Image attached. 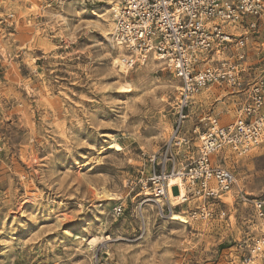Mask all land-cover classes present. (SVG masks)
<instances>
[{
  "label": "rangeland",
  "instance_id": "rangeland-1",
  "mask_svg": "<svg viewBox=\"0 0 264 264\" xmlns=\"http://www.w3.org/2000/svg\"><path fill=\"white\" fill-rule=\"evenodd\" d=\"M120 1L0 0V264H248L261 235L251 201L264 195V142L220 161L236 185L213 219H193L192 200L173 205L188 224L169 220L170 201L143 182L148 156L172 134L179 82L154 58L121 69L110 26ZM260 25L247 83L264 76ZM247 88L200 96L185 122L191 151L203 118L238 120Z\"/></svg>",
  "mask_w": 264,
  "mask_h": 264
},
{
  "label": "built area",
  "instance_id": "built-area-1",
  "mask_svg": "<svg viewBox=\"0 0 264 264\" xmlns=\"http://www.w3.org/2000/svg\"><path fill=\"white\" fill-rule=\"evenodd\" d=\"M114 14V39L124 52L119 66L133 69L155 58L179 82L172 134L158 153L148 156L150 174L143 187L166 199L170 180L178 176L185 191L181 204L200 200L191 217L213 219L221 198L236 185L235 176L220 161L229 153L250 154L264 142V76L251 83L243 77L249 42L264 18V0H121ZM215 86L237 92L248 86L239 118L226 124L219 115L203 118L208 126L191 151L185 122L196 98ZM174 190L180 193V186ZM251 204L261 235L249 246L248 264L264 257V195ZM173 208L170 202L169 213Z\"/></svg>",
  "mask_w": 264,
  "mask_h": 264
},
{
  "label": "bare ground",
  "instance_id": "bare-ground-1",
  "mask_svg": "<svg viewBox=\"0 0 264 264\" xmlns=\"http://www.w3.org/2000/svg\"><path fill=\"white\" fill-rule=\"evenodd\" d=\"M118 8L116 7V6H114V12L117 10ZM114 18H115V14H114ZM114 22V23H113ZM110 21V26H112L113 25V29L111 28V30H113V33L112 34H114V32H115V27H116V24H115V19H114V21ZM111 34V35H112ZM113 42L115 43V45L116 46H118V44L116 43V40L114 39V35H113ZM119 49H121V50H123V48L121 47V46H119ZM155 59V58H154ZM157 61H158V59H156ZM161 62V61H160ZM122 70H126V67L124 66V65H122V68H121ZM127 88V87H126ZM129 88V87H128ZM122 91V90H121ZM199 97V96H198ZM197 97V98H198ZM197 98H196V101H195V104L197 105V104H199V103H197ZM232 123V122H231ZM224 124H226V123H224ZM112 148H115L116 149V151H121L122 150V148L118 145V144H114V146L112 147ZM256 149H253L252 151H251V153L252 152H254ZM247 155H249V154H246V155H241V157H243V156H247ZM180 178H178V176H175V177H173L171 180H170V182H169V185H168V196H167V198L166 199H168V201H174V200H176L177 199V201L173 204V203H171L172 205H177V204H181L182 203V198L184 197V193H185V191H184V188H183V186H182V184H181V182H180ZM178 186H180V193H176L175 191L176 190H174V188L175 187H178ZM229 194V193H228ZM227 194V195H228ZM149 195H151V194H147L146 196H149ZM181 196V197H180ZM105 197L108 199V200H113L114 199V195H112V194H109V193H107V194H105ZM161 200V199H160ZM194 201H196L197 203H198V206H200V200H194ZM157 202H159V201H157ZM191 202V201H190ZM198 206H196V207H198ZM185 214L186 213H184V212H172V213H170V215L171 216H169L170 218H169V220H171L172 222H179V223H183V224H188L189 223V221L187 220L188 219V217L187 216H185Z\"/></svg>",
  "mask_w": 264,
  "mask_h": 264
},
{
  "label": "crops",
  "instance_id": "crops-1",
  "mask_svg": "<svg viewBox=\"0 0 264 264\" xmlns=\"http://www.w3.org/2000/svg\"><path fill=\"white\" fill-rule=\"evenodd\" d=\"M249 69V68H248ZM201 96V95H200ZM200 96L197 98V103H201V101L199 100Z\"/></svg>",
  "mask_w": 264,
  "mask_h": 264
}]
</instances>
